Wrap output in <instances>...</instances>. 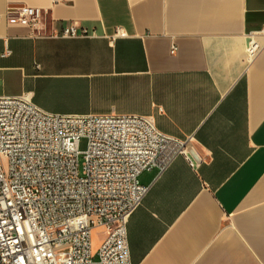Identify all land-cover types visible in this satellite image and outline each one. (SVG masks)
I'll return each instance as SVG.
<instances>
[{
	"label": "crops",
	"instance_id": "crops-1",
	"mask_svg": "<svg viewBox=\"0 0 264 264\" xmlns=\"http://www.w3.org/2000/svg\"><path fill=\"white\" fill-rule=\"evenodd\" d=\"M21 7L48 10L47 35L74 25L89 37L31 38L7 18ZM0 16V97L147 116L192 137L197 168L178 157L138 176L148 191L126 225L130 264H264V46L246 57L264 0H0Z\"/></svg>",
	"mask_w": 264,
	"mask_h": 264
},
{
	"label": "built area",
	"instance_id": "built-area-1",
	"mask_svg": "<svg viewBox=\"0 0 264 264\" xmlns=\"http://www.w3.org/2000/svg\"><path fill=\"white\" fill-rule=\"evenodd\" d=\"M47 14L21 7L7 18L34 39L89 37L74 25L45 34ZM246 38L252 61L264 27ZM191 140L162 134L147 116L50 114L27 94L0 97V264H130L126 225L148 191L138 176L162 174L178 157L197 168ZM97 228L105 239L93 252Z\"/></svg>",
	"mask_w": 264,
	"mask_h": 264
},
{
	"label": "rangeland",
	"instance_id": "rangeland-1",
	"mask_svg": "<svg viewBox=\"0 0 264 264\" xmlns=\"http://www.w3.org/2000/svg\"><path fill=\"white\" fill-rule=\"evenodd\" d=\"M79 150H80L81 152H83V151L86 150V141L82 140V141L80 142V144H79ZM81 163H82V159L80 158V164H81ZM104 239H105L104 231H103V233H101V234H99L98 232H95V231L92 232V242H91V247H92V251H93V252H95V251L98 249V247L100 246V244L103 242ZM96 243L99 244V245H98V247H97L95 250H93V246H95Z\"/></svg>",
	"mask_w": 264,
	"mask_h": 264
}]
</instances>
